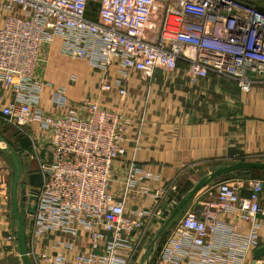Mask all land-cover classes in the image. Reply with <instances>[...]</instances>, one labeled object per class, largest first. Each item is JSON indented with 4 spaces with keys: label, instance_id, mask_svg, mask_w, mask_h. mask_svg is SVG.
<instances>
[{
    "label": "built area",
    "instance_id": "1",
    "mask_svg": "<svg viewBox=\"0 0 264 264\" xmlns=\"http://www.w3.org/2000/svg\"><path fill=\"white\" fill-rule=\"evenodd\" d=\"M257 6L264 7L244 0H0V122L27 138L40 176L28 187L36 189L33 211L23 207L31 264L136 263L154 224L161 228L162 213L177 205L169 194L176 187L133 160L116 177L113 162L130 140L138 145L145 109L127 114L97 96L115 91L123 102L132 75L151 79L156 68L174 71L179 61L192 82L211 72L248 90L264 74ZM92 9L95 19L87 16ZM55 48L100 73L97 96L74 100L65 84L38 75ZM114 64L119 76L109 79ZM77 79L69 73V83ZM9 176L0 164V195L10 194ZM179 215L153 264H246L259 246L264 179L208 184ZM232 215L251 222L249 230L225 220ZM5 238L16 244L8 229Z\"/></svg>",
    "mask_w": 264,
    "mask_h": 264
},
{
    "label": "crops",
    "instance_id": "2",
    "mask_svg": "<svg viewBox=\"0 0 264 264\" xmlns=\"http://www.w3.org/2000/svg\"><path fill=\"white\" fill-rule=\"evenodd\" d=\"M96 13V9H92L87 16L95 19ZM41 63L44 65H37L38 75L55 84H65L70 98L97 96L96 74L100 73L92 71L86 62L73 61L60 55L55 48L46 51ZM185 67L186 64L179 61L174 71L156 68L151 79L132 75L123 102L115 91L97 96L102 105L119 107L127 114H138L142 107L145 109L138 145L134 146L135 142L130 140L125 154L113 162L116 177H121L126 163L133 160L159 175L164 186L174 181L176 190L169 194L175 200L185 195L182 192L184 185L203 169L211 170L216 165L237 160H264V74L248 90H243L235 79L211 72L192 82L185 75ZM72 72L78 77L73 85L68 82ZM109 75V79L119 76L115 64ZM134 134L132 131L130 138ZM0 164L9 173L8 164L1 157ZM0 218L8 223L5 229L4 221H0V264H24L17 241L10 244L5 238L7 229L16 234L9 193L0 195ZM225 220L240 225L243 231L250 228L251 222H242L233 215ZM255 222L258 224L259 248L264 246V217L256 216ZM84 244L82 241L79 248L82 249ZM257 248L248 255L246 264H264V252L254 257ZM142 254L143 251L134 261L136 264ZM40 264L49 263L40 261Z\"/></svg>",
    "mask_w": 264,
    "mask_h": 264
},
{
    "label": "water",
    "instance_id": "3",
    "mask_svg": "<svg viewBox=\"0 0 264 264\" xmlns=\"http://www.w3.org/2000/svg\"><path fill=\"white\" fill-rule=\"evenodd\" d=\"M257 9L261 12H264V7L257 6ZM11 158L13 161V176L10 184V203L11 209L13 211L15 220H16V241L18 245L19 254L24 262V264H31L30 258L27 255V247H26V235H25V227H24V210L27 213H31L33 211L34 206L32 205V201L36 199V189L35 188H26L25 186L18 189V180L21 175L20 171V163L15 153H11ZM251 169H259L264 170V160H237L229 163H225L223 165L217 166L212 169L206 175L200 177L196 183L189 189L185 195L179 200L177 205L173 208V210L168 213V211L163 212V217L165 221L162 227L157 231L153 239L151 240V244L149 247V255H151L154 251L156 240L160 236L163 229L166 227L168 222L172 220L176 215L182 212L186 203L190 200V198L196 194L202 187H205L209 182L218 177H223L228 173L243 171V170H251ZM264 252V246L259 247L254 251V257L260 256ZM148 263V259L146 263Z\"/></svg>",
    "mask_w": 264,
    "mask_h": 264
},
{
    "label": "rangeland",
    "instance_id": "4",
    "mask_svg": "<svg viewBox=\"0 0 264 264\" xmlns=\"http://www.w3.org/2000/svg\"><path fill=\"white\" fill-rule=\"evenodd\" d=\"M13 132H14V130L11 127L6 126L5 124H2L0 122V157L3 158L7 162L8 167H9V173H10V176H9V189H10V184H11V180H12V176H13L14 167H13V161H12V158H11V153H10L8 141H9V139H11V135H13ZM30 152H31V149L28 146V149L27 150H23L22 152L16 153V156H17V158L19 160V163H20V171H21V175H20V178L18 180V185H17L18 186V189H20L23 186H27L26 183L29 186V183L30 182H29V179H27V178H29L31 175L35 176L36 180H38V182H40V176L37 173V162H36V160H34L33 158H31V153ZM253 160H258V159H253ZM216 166H218V165H216ZM216 166H214L213 169L216 168ZM211 170L203 169V171H199V173H196L194 175L193 179L189 182V184H187V185H185L183 187V188H185V191H183L184 192L183 195L189 189H191V187L196 183V181L200 177L206 175ZM261 178L254 177V178H251V179H261ZM205 187H202L199 190L200 192L197 191L196 193H198V192L199 193H201V192L203 193L204 190H205ZM195 195L196 194H194L193 196H195ZM162 215H163V213H162ZM178 215H176L173 218V220H171L168 223V225H166V227L164 228V231L170 230L173 227V225L178 220ZM159 225L161 226V224H159ZM158 229H159L158 225L156 226V224H154V226H153V228L151 230L150 236L148 237V239L144 243V250H143L142 257H139L138 258L139 261L137 262V264H145L146 258H148V256H149V247H150V244H151V240L155 236V234L158 231ZM149 258H150V256H149ZM134 264H136V263H134Z\"/></svg>",
    "mask_w": 264,
    "mask_h": 264
},
{
    "label": "trees",
    "instance_id": "5",
    "mask_svg": "<svg viewBox=\"0 0 264 264\" xmlns=\"http://www.w3.org/2000/svg\"><path fill=\"white\" fill-rule=\"evenodd\" d=\"M244 1L249 2L251 4H254V5H263L264 6V0H244ZM89 5L95 8V5H93V4H89ZM8 144H9L10 153L16 154V153L22 152L23 150H27L28 146H29V141L22 134L14 131L13 135H11V139H9V141H8ZM31 176L28 178L29 182H30L29 186L30 187H37L40 182H38V180H36L35 176H33V175H31ZM227 177H241L243 179H250V178H254V177L261 178L262 177L261 179H264V170L251 169V170H243V171L241 170V171L228 173L223 177L215 178L214 180L209 182V184L216 182L219 179H223V178H227ZM183 191H185V188H183L182 192ZM166 233H167V231L163 230L161 232L160 236L158 237V239L156 240L155 248H154L153 253L150 255L148 264H153V261L156 258L158 249H159L161 242H162L163 238L165 237Z\"/></svg>",
    "mask_w": 264,
    "mask_h": 264
},
{
    "label": "flooded vegetation",
    "instance_id": "6",
    "mask_svg": "<svg viewBox=\"0 0 264 264\" xmlns=\"http://www.w3.org/2000/svg\"><path fill=\"white\" fill-rule=\"evenodd\" d=\"M26 187V186H25Z\"/></svg>",
    "mask_w": 264,
    "mask_h": 264
}]
</instances>
